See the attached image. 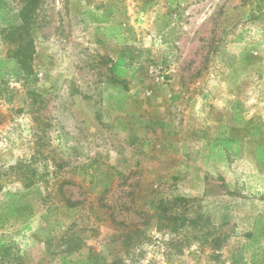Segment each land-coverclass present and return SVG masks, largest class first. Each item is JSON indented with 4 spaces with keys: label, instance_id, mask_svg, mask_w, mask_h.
Here are the masks:
<instances>
[{
    "label": "rangeland",
    "instance_id": "obj_1",
    "mask_svg": "<svg viewBox=\"0 0 264 264\" xmlns=\"http://www.w3.org/2000/svg\"><path fill=\"white\" fill-rule=\"evenodd\" d=\"M21 2L0 0V264H66L70 233L100 263L252 264L264 0Z\"/></svg>",
    "mask_w": 264,
    "mask_h": 264
},
{
    "label": "trees",
    "instance_id": "obj_2",
    "mask_svg": "<svg viewBox=\"0 0 264 264\" xmlns=\"http://www.w3.org/2000/svg\"><path fill=\"white\" fill-rule=\"evenodd\" d=\"M40 0H22L21 4L22 7L19 11V17L21 19L27 18L31 16L38 7V3ZM31 22L29 19L25 20V23H23L20 27L11 26L10 29L7 31L6 37L7 40L12 39L14 40V43H16V38L21 41L24 40V34L27 35L30 30ZM17 35V36H16ZM18 45V49H12L11 54L12 57L16 59L17 63L23 68L24 72L27 73V63L32 58V53H30V47L32 46V41H30L26 44L21 43ZM14 169L13 167H11ZM32 186V183H26V187ZM1 191V187H0ZM64 202L67 207L69 208H76L79 205H81V202H73L70 199H64ZM199 220H202L199 218ZM208 221V220H207ZM212 231V232H211ZM207 236H205V239H202V237L198 238L200 240H203L204 242L208 244H212V248L214 250V253L216 254L217 251H219L223 245L221 243V237H217L216 228L211 230ZM127 233L128 235L125 237L124 245L126 247H129L131 244V238L132 234L134 233ZM138 233V231H137ZM66 238V239H65ZM65 243H66V249L64 254L63 261L66 264H82L86 258H90V261L87 264H108L106 262L100 263V255L95 253L92 247L87 246V244L82 243V240L75 235L74 233H70L68 237H64ZM211 240V241H210ZM246 244L247 247L250 248L252 253V264H264V218L260 217L255 221L254 230L253 232L249 233L246 236ZM111 264H120L118 261H114Z\"/></svg>",
    "mask_w": 264,
    "mask_h": 264
}]
</instances>
